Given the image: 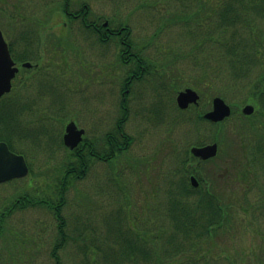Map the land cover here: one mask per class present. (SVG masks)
Instances as JSON below:
<instances>
[{
	"label": "rangeland",
	"instance_id": "obj_1",
	"mask_svg": "<svg viewBox=\"0 0 264 264\" xmlns=\"http://www.w3.org/2000/svg\"><path fill=\"white\" fill-rule=\"evenodd\" d=\"M53 1L57 0H0V25L6 40L13 41L17 59L27 57L39 62L44 55L41 72L47 74L21 69L12 91L7 93H19L23 102L35 103L30 116L26 118L23 113L20 117L24 120L23 137L32 139L29 129H35L39 139L35 143H14L17 149L14 152L27 153L34 173L0 184V211L12 204L23 189L35 192V189L42 191L53 186L52 178L71 156L60 141L69 122L84 128L87 139L100 144L99 148L104 151L98 152L106 153L109 146L103 139L115 129L121 115L120 104L125 101L130 114L124 128L132 142L112 160L96 158L87 176L68 188L62 211L69 240L57 252L61 264H111L110 258L104 256L110 253V233L117 227L113 224V215L120 211L122 201L127 204L126 196L133 202V218L135 214L141 220H145V216L155 219L156 224L150 228L155 232L160 228L158 225L161 226L154 213L157 203L163 196L165 199L172 183L176 189V183L183 176L178 171V161L186 157V151H190L197 139L190 134L186 122L174 124V109L169 103L178 93L170 88L171 83L173 78H178L177 82L185 88V84L198 81L202 70L191 59L204 55L210 44L205 46L199 41L202 47L197 48V40L190 36V26L185 25L188 23L169 21L176 12L175 0H70L72 13L80 4H85L90 6L93 20L100 17L101 23L111 22L112 27L127 23L131 31L124 41L144 45V53L153 60L150 67L153 76L128 84L124 97L129 66L119 60L125 51V46L116 43L120 39L110 40L108 45H91L92 37L86 39L75 20L51 12L52 8L47 6ZM181 11L189 12L186 8ZM12 15L17 17L14 22ZM26 35L30 45H25L22 39ZM208 72L212 73L209 74L211 94L221 93L223 87L231 86L226 76L220 78L217 63L216 68ZM242 81L237 79L236 91H240L241 86L250 89L251 84ZM202 92L204 103L213 101L214 95ZM230 99L225 100L230 105L235 104L237 99L233 96ZM192 115L195 113L185 114V117ZM234 124L239 127L237 121ZM45 134L55 138L48 148ZM226 148L219 145V155L208 163L203 161L206 163L199 167L189 164L194 171L201 172L191 174L189 180L195 175L204 184L210 182L225 193L230 202L225 208L233 226L218 231L214 249L207 250L205 256L220 257L218 262L223 264L227 263L226 257L237 264H264V171L253 165L246 154L225 157ZM3 229L0 264H56L52 252L58 242L59 222L52 211L44 207H15ZM164 229L166 233L171 232ZM83 240L92 248L88 249L89 260L84 259L85 252L79 249Z\"/></svg>",
	"mask_w": 264,
	"mask_h": 264
},
{
	"label": "trees",
	"instance_id": "obj_2",
	"mask_svg": "<svg viewBox=\"0 0 264 264\" xmlns=\"http://www.w3.org/2000/svg\"><path fill=\"white\" fill-rule=\"evenodd\" d=\"M49 3L51 4L47 7L52 8L51 12H59L67 20H74L70 0H57ZM175 5V15L169 21L188 23L185 25L190 26V36L197 40V48L202 47L199 41H202L205 46L210 44V48H207L206 53L200 58L195 55L196 57L191 59L192 63L201 68V79L198 78V81L185 84V88H194L201 94L199 105L201 103L202 106L192 105L187 110H181L174 96L169 103L174 109V124L177 125L183 121L189 124L190 134L197 138L192 145L201 146L217 142L221 147H227L224 152L225 157L232 158L236 154V158L238 154H246L253 165L259 166L264 171V0H175ZM184 8L189 12L183 13L181 9ZM89 14H91L89 5L80 4L75 10V16H77L75 22L83 30L84 36H87L86 39L92 37L91 45H108L110 40L119 38L117 45L125 46L123 50L129 53V57H122V53L119 57L123 65L129 66L126 71L128 78L123 89V95L126 97L128 84L153 76V70L150 68L153 60L144 53V45L141 44V47L124 41L131 31L127 23L112 27L113 24L110 22L109 29L114 34L107 36L105 27L101 26L98 17L95 20L93 18L91 23H86L82 19L83 16ZM16 18L15 15L11 16L13 22ZM98 28H101L102 34L98 32ZM22 39L26 42L25 45H30L27 44V35ZM201 51L203 54V49ZM18 60L29 59L22 57ZM216 63L221 73L219 77L226 76L227 83L232 84L230 87H223L221 93L211 94L212 89L209 87L212 81H210L209 74L212 73L208 70L216 68ZM237 79L249 82L247 85L251 84L250 89L241 86V90L236 91ZM177 81L178 78H173L170 87L174 89L175 94L184 88L183 84L180 85ZM203 90L207 91L208 95H219L226 100H231V96L236 98L237 102L232 104V116L219 123H212L205 119L204 114L211 109L212 102L204 103ZM236 94H240L241 98ZM247 104L255 107L252 116H245L242 113V107ZM33 106H35L34 102H23L19 93L7 94L0 99V141L7 142L13 151L17 150L14 143H35L39 139L35 129H29L32 139L23 137L24 120L22 121L20 115L25 113L26 118L30 116ZM120 108L121 115L117 119L115 129L103 139V142L107 141L106 145L109 146L107 152L99 153V150L102 151L99 148L100 144L94 143V145L86 136L74 151H70L71 156L62 163L59 176L56 174L52 178L54 183L52 187L50 185L42 191L38 188L35 192L28 191L29 188L23 189L18 192L17 199L12 204L0 211V238L5 232H3L5 220L15 207L18 209L44 207L52 211L59 222L58 242L52 255L56 264H61L57 252L63 249L69 240L62 211L68 188L72 187L77 180L87 176L96 158L112 160L116 153L128 148L132 142L131 136L124 128L130 114L128 103L122 101ZM191 112L195 115L185 117V114ZM238 118L242 120H237ZM236 121L239 127L234 124ZM243 134H246L245 138L242 137ZM45 136L48 138V146H46L48 148L55 138L47 134ZM60 139L61 146L67 150L62 144V137ZM19 153L28 156L25 152L19 151ZM178 163V171L183 174L182 178L176 183V189L173 188V183L170 185L171 189L167 190L165 199L163 196L162 201L157 203L156 211L154 210L161 222V226L158 225V228L160 227L157 229L158 232L150 229L153 228L155 219H147L145 216V220H141L142 218L135 214L134 218L132 217L133 202L129 196L125 197L127 204L123 201L119 204L120 211L113 215L115 220L113 224L116 223L117 227L114 228L113 234L110 233L112 236L110 249H108L110 253L104 256L105 259L110 258L111 264H223L218 262L220 257L205 255L207 250L210 252L214 249L218 231L226 229L227 226H233L231 218L226 216L225 205H230V202L226 194L217 186L210 185V182L205 185L202 181L197 188L191 185L189 176L194 173L201 174V172L194 171L195 169L189 167V164L194 163L199 167L200 164L206 162L195 158L188 150L186 157ZM29 165L30 174L33 175L34 170L30 162ZM60 175L63 177L61 178ZM153 206L150 204V207ZM164 227L171 229V232L166 233L167 230ZM192 239L196 241L192 242ZM157 240L159 241L158 246ZM97 248H99L98 245ZM79 249L85 252L84 259L89 260L88 249H92L89 242L83 240ZM200 250L202 252L199 253ZM198 254H204V256H196ZM226 261V264H237L231 257H226Z\"/></svg>",
	"mask_w": 264,
	"mask_h": 264
},
{
	"label": "water",
	"instance_id": "obj_3",
	"mask_svg": "<svg viewBox=\"0 0 264 264\" xmlns=\"http://www.w3.org/2000/svg\"><path fill=\"white\" fill-rule=\"evenodd\" d=\"M107 25V23L105 24ZM29 66V64H25ZM18 68L14 67V61L11 58L8 44L6 43L2 31L0 29V99L9 93L12 89V80L18 72ZM200 95L192 88L180 91L177 96V104L179 108L185 110L190 105L198 104ZM255 108L252 105H246L243 113L250 116L254 113ZM232 114V108L221 97L213 99V108L208 111L204 117L214 123L224 121ZM85 134L84 129H79L75 122H70L66 127L64 135V144L71 150H74L83 141ZM218 144L211 143L204 146H195L191 149L194 156L209 160L218 154ZM29 174V167L23 155L16 154L10 150L6 142H0V183H5L17 178H24ZM191 183L194 187L199 186V181L195 176L191 177Z\"/></svg>",
	"mask_w": 264,
	"mask_h": 264
},
{
	"label": "flooded vegetation",
	"instance_id": "obj_4",
	"mask_svg": "<svg viewBox=\"0 0 264 264\" xmlns=\"http://www.w3.org/2000/svg\"><path fill=\"white\" fill-rule=\"evenodd\" d=\"M66 14H69V13H66ZM75 17H77V16H75V13H73V18H74V20H75ZM83 20H85L86 21V23H91V21H93L92 19L93 18H91L90 17V14L89 15H87V16H83V18H82ZM102 19L100 18V17H98V21H101ZM108 23V25H106L107 27H105V23L103 24V23H101V26H103V27H105V30H106V32H105V34L107 35V36H109L110 34L112 35V34H114V33H111L110 32V29H109V22H107ZM98 32L99 33H103L102 32V30H101V28H98ZM115 33H117L116 31H115ZM110 35V36H111ZM122 57H129V53L127 54L125 51H123L122 52ZM41 59L39 60V62H36L35 60H27V61H29L30 63H31V67H28V68H25V69H28V70H30V71H32V72H35V74H39V75H43V74H45V73H43V72H41V69H42V65H41V60L42 59H44V55L42 56V57H40ZM13 59H14V61H15V63H16V66L17 67H19V69H21V68H24L23 67V65L25 64V62H22V63H20L19 62V60L15 57V56H13ZM44 63H46V62H44ZM47 66H48V61H47V64H46ZM35 70V71H34ZM20 72V71H19ZM45 75H47V74H45ZM29 78H31V75L29 76ZM136 83H138V82H136Z\"/></svg>",
	"mask_w": 264,
	"mask_h": 264
}]
</instances>
